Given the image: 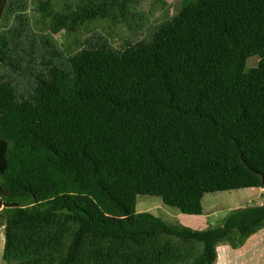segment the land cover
Returning a JSON list of instances; mask_svg holds the SVG:
<instances>
[{
    "label": "trees",
    "instance_id": "16d2710c",
    "mask_svg": "<svg viewBox=\"0 0 264 264\" xmlns=\"http://www.w3.org/2000/svg\"><path fill=\"white\" fill-rule=\"evenodd\" d=\"M29 1L0 0L8 264H214L264 228V203L206 229L137 211L150 195L201 215L208 192L264 187V0H182L121 47L83 32L142 28V0H38L40 33Z\"/></svg>",
    "mask_w": 264,
    "mask_h": 264
},
{
    "label": "rangeland",
    "instance_id": "374dc122",
    "mask_svg": "<svg viewBox=\"0 0 264 264\" xmlns=\"http://www.w3.org/2000/svg\"><path fill=\"white\" fill-rule=\"evenodd\" d=\"M37 1H29L27 14L30 18L32 30L40 33L42 26L35 21L40 13H35L32 9L37 4ZM54 1L63 3L65 0ZM155 1L142 0V2L134 6V10L144 13L143 20L145 22L142 28L137 26L136 23L130 22L131 28L125 25H117L112 26L107 32V24L103 21H96L89 30H84L82 38L97 37L98 33H103L108 37L109 42L121 47L127 38L138 40L148 37V30H151L154 25L174 14L182 4V0H165L166 11L162 3L157 2L153 6ZM32 16L33 18L31 19ZM130 21L133 20L131 19ZM14 23L15 18L12 16L10 21L7 22V27H11ZM2 29H4V26L0 24V30ZM53 37L60 45L65 43L67 45L71 38L64 31L54 34ZM249 60V65L255 63L253 57ZM263 203L264 187H246L206 193L202 199L203 213L201 215L186 214L180 208L164 203L160 196L150 195L138 196L137 211H149L173 224L185 225L193 229H206L209 226L222 223L224 217L233 209ZM4 241V226L0 225V264H8L2 257ZM217 252L218 256L214 264H264V228L249 237L238 248L225 243L217 247Z\"/></svg>",
    "mask_w": 264,
    "mask_h": 264
}]
</instances>
